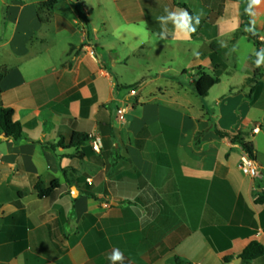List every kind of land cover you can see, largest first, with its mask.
I'll use <instances>...</instances> for the list:
<instances>
[{
  "label": "crops",
  "instance_id": "crops-1",
  "mask_svg": "<svg viewBox=\"0 0 264 264\" xmlns=\"http://www.w3.org/2000/svg\"><path fill=\"white\" fill-rule=\"evenodd\" d=\"M69 2L0 0V68H7L0 104L16 110L31 140L15 143L0 133V264H112L113 249L124 254V264H174L176 257L192 264L241 258L243 264L252 241L264 245V67L248 53L246 80L252 79L229 81L230 89L213 97L212 114L193 86L197 67L210 75L228 69V59L212 62L215 54L234 60L242 41L253 39L241 31L240 2L113 0L119 24L144 27L141 35L130 31L133 51L155 38L153 53L193 54L189 70L163 64L132 83L118 72L127 57L103 54L102 44L101 59L90 50L95 36L87 8ZM166 7L202 12L196 33L161 40L158 17ZM257 11L264 48V4ZM77 25L80 40L51 54L56 38L74 35ZM216 127L247 133L260 176L243 173V146L217 135ZM74 130L99 137L101 152L80 160L75 149L55 154L40 144ZM50 176L65 189L39 198L35 185ZM250 264H264V255Z\"/></svg>",
  "mask_w": 264,
  "mask_h": 264
},
{
  "label": "rangeland",
  "instance_id": "rangeland-1",
  "mask_svg": "<svg viewBox=\"0 0 264 264\" xmlns=\"http://www.w3.org/2000/svg\"><path fill=\"white\" fill-rule=\"evenodd\" d=\"M75 4L80 11H82L83 8H87L86 14H89L91 21L89 31L91 37L95 36L93 43L89 44L91 46L93 45L95 50L92 48H90V50L98 54V57L101 59L100 45L102 44L105 49L103 54H122L128 58L126 65L118 67V69H120L118 72H120L123 77V80L121 81H126L123 83H132L136 81L137 77H142L149 73L148 70L150 68H154L153 71H157V69L163 64L166 66L171 65L172 69L179 73L183 69H190L189 63H191L193 56L191 52H182L180 54H162L159 51H156V53H153L151 47L156 45L154 41L155 38H153V41L149 45L138 49L137 51H133L130 42V34L132 33H130V31L132 32L134 28L138 35H141V31H143L144 27L139 22L138 24L132 25L128 28H125L127 26L119 24L118 18L113 10V0H79V2L71 0V2H69L70 6H75ZM106 17L110 18L108 19ZM106 19L108 21L104 23V20ZM75 27L77 29L74 35H72L69 31L64 32L60 37L56 38V41L51 45V54H61L60 49H65L68 41L78 42L80 40L82 29L79 25ZM122 32L126 35V37L124 36L125 40H121L119 38V34ZM242 42L245 44L242 45V49L238 54H236L234 60L230 58L229 54L217 53L214 56L215 61L218 62L228 59L229 68L218 69L216 72L211 73L213 77L220 79V83L213 87V89L209 92L208 98L201 99V102L208 110H210L211 114L217 111L213 97L221 95L222 92L228 91L231 87L229 81L239 83L246 80V77L251 75L250 63L247 57L250 52L254 54L256 46L251 37L250 39H244ZM196 69L199 71V67ZM179 75L181 76L180 78H184L182 74Z\"/></svg>",
  "mask_w": 264,
  "mask_h": 264
},
{
  "label": "trees",
  "instance_id": "trees-1",
  "mask_svg": "<svg viewBox=\"0 0 264 264\" xmlns=\"http://www.w3.org/2000/svg\"><path fill=\"white\" fill-rule=\"evenodd\" d=\"M51 2L55 0H50ZM232 2L239 1L241 4V10L244 16V22L241 25V31L248 26L250 17L245 13L244 9L246 7V0H228ZM184 8H186L185 5L181 4ZM238 35V33L236 34ZM254 43L257 47V50L260 49V47L263 45V42L259 40V36H253ZM214 47L213 43L210 45V49ZM255 55L250 56V59L255 61ZM212 62H215V59H212ZM0 81L4 77V75L7 72V68L3 67L0 68ZM258 74V70H255V75ZM196 75H198V78L194 80L193 86L195 92L202 98L207 97L210 89L219 83V79L216 77H213L212 75L206 73L203 70V67L199 66V71H197ZM252 78L247 79L246 81H249ZM139 85V82L134 83L132 85L126 86V89H135ZM0 89V93H1ZM79 95L73 97L78 98ZM216 134L219 135L222 138H229L232 143H239L243 146V149L254 158V148L253 144L251 142L246 141L247 133L243 131H238L237 133H229L227 131L221 130L219 128L214 129ZM0 133H3L8 139L14 141L15 143H22V142H31L29 138L25 136L24 133V125L17 119L16 110L13 107H6L0 104ZM201 133H199L200 135ZM90 131L85 130H74L70 135L68 136H61V138L57 142H47V143H40L48 150L54 152L56 154V151L58 148H63L65 150L69 149H75L74 157L84 160L85 158L91 156L94 154V150L89 145L90 142ZM57 157H60V155H57ZM80 188V187H79ZM35 192L38 195L39 198L44 197H51L59 192L63 191L65 189L64 185L60 184L59 179L50 176L48 178V181H42L39 180L35 185ZM81 193L84 195H87L89 197L95 198L96 195L89 191L81 189ZM264 201V196L259 198V202ZM264 255V245L259 243L258 241H252L242 252L241 257L243 259V264H250L254 259L261 257ZM229 260L224 259L223 263H227ZM174 264H192L185 258L176 257L173 260Z\"/></svg>",
  "mask_w": 264,
  "mask_h": 264
},
{
  "label": "clouds",
  "instance_id": "clouds-1",
  "mask_svg": "<svg viewBox=\"0 0 264 264\" xmlns=\"http://www.w3.org/2000/svg\"><path fill=\"white\" fill-rule=\"evenodd\" d=\"M262 4H264V0H246L244 11L250 17V21L245 31L254 36L259 35L256 18L258 15L257 10ZM164 12L165 15L158 17L161 29L159 37L163 41H166L170 36L184 39L190 38L192 34L196 33L203 15L202 12L193 14L183 8L170 9L166 7ZM169 25L172 27L169 28ZM260 39L264 40V36H261ZM221 46L226 47L227 45L221 41ZM233 51H235V48ZM254 55L256 57L254 61L256 67H264V48L257 50ZM109 260L112 264H124L125 257L119 249H113L112 253L109 255Z\"/></svg>",
  "mask_w": 264,
  "mask_h": 264
},
{
  "label": "built area",
  "instance_id": "built-area-1",
  "mask_svg": "<svg viewBox=\"0 0 264 264\" xmlns=\"http://www.w3.org/2000/svg\"><path fill=\"white\" fill-rule=\"evenodd\" d=\"M258 131H259L258 127H255L253 129V132H258ZM90 146L95 152L100 153L102 149L100 138L97 136H91ZM241 168H242L243 173L251 178H256L259 174V167H258L257 162L247 152H246L245 157L243 158Z\"/></svg>",
  "mask_w": 264,
  "mask_h": 264
},
{
  "label": "water",
  "instance_id": "water-1",
  "mask_svg": "<svg viewBox=\"0 0 264 264\" xmlns=\"http://www.w3.org/2000/svg\"><path fill=\"white\" fill-rule=\"evenodd\" d=\"M258 176H260L259 174H258ZM257 176V177H258ZM72 195H73V197H77L78 196V194H79V191H78V189L76 188V187H72ZM238 261L239 262H236V260L233 262V264H240V261H241V258H238Z\"/></svg>",
  "mask_w": 264,
  "mask_h": 264
}]
</instances>
